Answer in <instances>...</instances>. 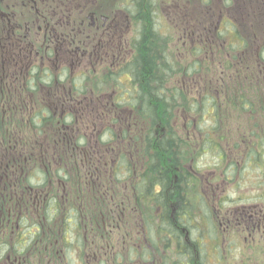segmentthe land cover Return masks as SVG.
<instances>
[{
  "label": "trees",
  "instance_id": "16d2710c",
  "mask_svg": "<svg viewBox=\"0 0 264 264\" xmlns=\"http://www.w3.org/2000/svg\"><path fill=\"white\" fill-rule=\"evenodd\" d=\"M191 2L175 4L190 46L181 61L164 47L153 2L133 0L132 53L106 72L108 85L85 67L46 69L43 108L29 99L27 115L0 114V199H11L0 258L236 264L227 217L236 203L264 205V0ZM253 250L243 264H264V239Z\"/></svg>",
  "mask_w": 264,
  "mask_h": 264
},
{
  "label": "flooded vegetation",
  "instance_id": "af4514ba",
  "mask_svg": "<svg viewBox=\"0 0 264 264\" xmlns=\"http://www.w3.org/2000/svg\"><path fill=\"white\" fill-rule=\"evenodd\" d=\"M123 1L0 0V114L5 118L27 115L29 110L23 105L29 99H36L38 109L43 108L46 69H121L120 63L125 60ZM115 97L113 91L112 98ZM11 129L12 124L5 125L6 132ZM5 140L0 135V147L9 145ZM200 185L198 192L205 195ZM8 201L11 199L7 197L0 199L1 214L8 209ZM250 204L232 207L227 217L230 243L239 239V233L247 235L245 240L264 239V205ZM10 223L0 220L4 228ZM0 264L23 261L10 253L1 256Z\"/></svg>",
  "mask_w": 264,
  "mask_h": 264
},
{
  "label": "rangeland",
  "instance_id": "374dc122",
  "mask_svg": "<svg viewBox=\"0 0 264 264\" xmlns=\"http://www.w3.org/2000/svg\"><path fill=\"white\" fill-rule=\"evenodd\" d=\"M151 2H153V5L151 6V11L152 13L157 17L156 19L158 20V31L160 34H163L162 36H164V47L167 48L168 53L170 54V56L173 58H178L181 61V57L184 55V53L188 52L187 48L190 47L189 43H187V41H184L183 37L180 36V29L177 26V22H179V16L176 12V10H178V8L175 10V4H181L184 3L188 0H149ZM198 1L200 0H192V2L190 4L194 5L195 3H198ZM124 10H125V22H126V26H125V31H124V38H125V46L127 48L131 47L132 45V41L134 39V37H136L137 31H138V27H136V25L138 24V20H137V12H136V7L135 4H133V7L131 6L133 3V0H124ZM219 1L217 2L216 6H212L210 7L211 10L214 11V13L216 14L218 21L219 22V18H220V7H219ZM227 15V13H225ZM180 24V23H179ZM186 39V37H185ZM185 47V48H184ZM131 53H132V49ZM126 55H128V52L124 53V57H126ZM122 60V59H121ZM184 62V60H182ZM77 69V68H75ZM100 72H96L95 74V79L96 78H100L101 83H103L104 85H108L107 81L111 80L109 79L110 76H108L105 72H101L102 69H99ZM129 77L125 76L124 80H128ZM99 81V82H100ZM169 85H171V83H167V88H169ZM116 86H112V88H115ZM110 87H105L103 89H109ZM126 91L127 88L125 87ZM129 89V88H128ZM97 90V89H96ZM171 89L166 92V96H171L172 92H170ZM129 92V91H128ZM107 92L105 93H101L99 91H97L95 93V97H99L102 98L103 95H105ZM129 95L127 94L125 97L126 99H128ZM107 98V97H104ZM124 114V112H123ZM128 115V112H126V116ZM145 122V121H144ZM170 122V121H169ZM212 156H214V154L211 153H207L206 156L204 157L205 161L202 162L204 165L208 164L207 161H211ZM252 176H254V173H250V172H246L245 174V179L244 182L246 183L248 181V179L252 178ZM252 188H247L245 190H241L240 194H237V196L242 197V195L247 196L249 190H251ZM235 196V195H233ZM244 196V198H245ZM193 199V197H192ZM250 203V202H249ZM248 203V204H249ZM197 205L195 199L193 200V206ZM239 204V203H236ZM234 204V205H236ZM255 204V203H254ZM252 205V203L250 204ZM241 206V205H239ZM236 207V206H234ZM237 242V245L235 246L233 244V247H230L229 245L226 244L227 248L229 251H232V255L231 258L234 259V261L236 262V264H243L244 260H246V255L247 254H251L252 257H255V253H252L254 250L253 248H255L256 250L260 249V246L262 244L261 241H257L255 242L254 240H249V241H244V242H240V240L238 241L237 239H235ZM234 248V250H233ZM263 258V255L261 254L257 260V263H259Z\"/></svg>",
  "mask_w": 264,
  "mask_h": 264
}]
</instances>
